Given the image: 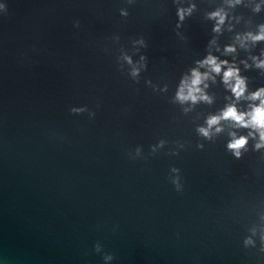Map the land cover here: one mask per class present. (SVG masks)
<instances>
[{
    "label": "water",
    "instance_id": "1",
    "mask_svg": "<svg viewBox=\"0 0 264 264\" xmlns=\"http://www.w3.org/2000/svg\"><path fill=\"white\" fill-rule=\"evenodd\" d=\"M123 2L3 0L0 264H100L96 241L115 253V264H264L240 247L264 206V157L249 142L233 159L226 134L196 150V113L210 109L184 116L168 99L179 72L203 52L205 22L194 15L181 39L171 0H138L120 23ZM130 36L146 42L133 55L147 63L135 83L126 65H115L118 49L131 51ZM145 79L168 83L169 93H153ZM81 103L94 119L68 113ZM159 138L186 148L178 157L162 150L147 164L124 155ZM170 164L181 169L182 193L165 179Z\"/></svg>",
    "mask_w": 264,
    "mask_h": 264
},
{
    "label": "clouds",
    "instance_id": "2",
    "mask_svg": "<svg viewBox=\"0 0 264 264\" xmlns=\"http://www.w3.org/2000/svg\"><path fill=\"white\" fill-rule=\"evenodd\" d=\"M137 3L138 0H124L116 7L120 23L128 20ZM171 3L175 17L172 28L177 36L184 38L181 30L196 14L205 22L208 33L202 54L192 58L179 72L168 97L184 116L199 106L210 109L196 113L200 122L193 129L198 138L195 149L203 150L205 145L201 141L211 142L226 134L224 149L233 159L239 160L249 151V142L251 151L264 157V83L253 85L255 78L264 79V0H214L205 8L200 7L201 0H171ZM3 12L5 4L0 0V13ZM72 26L78 29L79 19H74ZM112 39L118 41L119 34L113 33ZM129 43L131 51L118 49L115 65L117 71L126 65L127 76L135 83L140 73L147 70V63L145 55L140 54L136 60L133 55L145 47L146 42L143 36H130ZM249 72H254L255 77L245 74ZM144 86L153 93H169L168 83L156 84L145 79ZM99 107V103H95V108ZM67 111L74 116L86 114L89 120L96 115L86 103L72 104ZM168 145L171 147L166 148ZM185 148L180 139L159 138L149 143L147 150L136 144L125 149L124 155L130 161L147 164L162 150L168 157H178ZM165 179L174 192L185 190L181 169L175 164L168 166ZM116 228L113 226L112 231ZM240 247L254 252L258 259L264 258V206L257 211L255 221L245 228ZM91 250L99 256L100 264H115V253L106 250L101 242H94Z\"/></svg>",
    "mask_w": 264,
    "mask_h": 264
}]
</instances>
